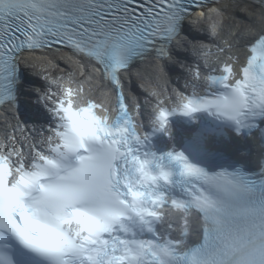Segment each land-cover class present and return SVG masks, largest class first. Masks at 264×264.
Returning a JSON list of instances; mask_svg holds the SVG:
<instances>
[{
    "label": "snow or ice",
    "instance_id": "1",
    "mask_svg": "<svg viewBox=\"0 0 264 264\" xmlns=\"http://www.w3.org/2000/svg\"><path fill=\"white\" fill-rule=\"evenodd\" d=\"M205 6L0 0V106H18L27 53L62 48L98 67L117 97L113 117L71 78L53 81L59 91L49 90L29 117L47 125L40 147L0 145V241L11 234L48 264H264V166L212 174L183 151L158 153L152 144L157 132L171 138L170 116L198 124L197 114L207 113L238 134L260 132L264 145V29L246 50L204 51L205 67L215 66L207 76L194 70L190 94L177 93L171 107L153 91L151 132L139 130L140 106L130 110L123 91V74L150 56L170 59L185 21ZM215 132L203 129L197 139ZM166 204L179 224L161 211ZM0 264L14 261L0 251Z\"/></svg>",
    "mask_w": 264,
    "mask_h": 264
},
{
    "label": "bare ground",
    "instance_id": "2",
    "mask_svg": "<svg viewBox=\"0 0 264 264\" xmlns=\"http://www.w3.org/2000/svg\"><path fill=\"white\" fill-rule=\"evenodd\" d=\"M227 14L230 16L229 20L226 23V27L230 28L232 32H236L239 34V36L243 37H249L252 39L251 34L255 33L258 34V31H261L262 28L264 29V14H262V11L260 9H252L249 8L247 10L242 9L241 12H235L233 9L228 10ZM255 30V32H254ZM40 56V57H36ZM59 60L60 64H55L54 67H50L49 64L50 61L57 63ZM26 62V71L29 74L30 78L28 81V84L25 85L27 88L30 86L38 83L43 84L42 81V74L43 72H50V74L58 75L60 74V71L57 70V67H61L62 70H65V74H69L70 72L67 71H73V65L70 68L68 66L67 60L65 58H57V59H51L44 57L42 55H33L30 57H27L25 59ZM50 65V66H49ZM49 66V67H48ZM96 89L95 86H91L89 84V90H87L85 93H91ZM97 96L103 97L105 96L102 93H96ZM38 106H36L37 108Z\"/></svg>",
    "mask_w": 264,
    "mask_h": 264
}]
</instances>
